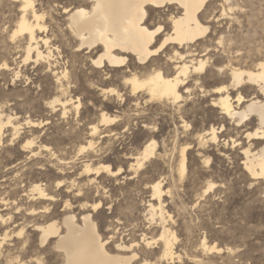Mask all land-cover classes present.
<instances>
[{
	"label": "rangeland",
	"instance_id": "rangeland-1",
	"mask_svg": "<svg viewBox=\"0 0 264 264\" xmlns=\"http://www.w3.org/2000/svg\"><path fill=\"white\" fill-rule=\"evenodd\" d=\"M46 1L35 0V5L47 10ZM231 1L234 4L233 15L224 17L219 23L214 22L216 29L212 30L215 34L210 42L211 61L220 59L225 62L230 56L246 58V56L264 55V0ZM215 8L217 12L221 10L219 3ZM17 10V3L14 0H0V112L3 115L14 116L19 122L28 118L35 121L48 119L51 123L39 133L40 137L36 142L44 140L40 138H48V141L44 142L51 143V147H55L58 142L56 138L63 135L67 127L60 126L63 121L59 116L60 110L54 115L46 107L47 101L56 96L54 78L50 72H47L45 65L23 61L25 39L20 36L11 39L10 34L18 17ZM59 17L62 19L61 14ZM53 18L60 22L56 15ZM158 19L152 16L151 20L155 24ZM47 24H50L55 34L58 33L55 22ZM217 35L225 40L222 46H216L214 38ZM229 47L232 48L230 51ZM3 63H6V68H3ZM81 66L76 63L71 68L81 88L78 89L79 91L76 89L72 96H81L83 99L79 114L75 115L73 110L69 113L73 133L77 136L65 141L67 153L72 157L73 162V168L69 169L74 172L71 175L75 179L73 187L57 188L56 181L65 179L64 176L55 166L51 167L45 162V159L43 165H39L33 158L27 156V152L21 150L24 138L11 141L7 136L0 145V214L4 218L8 216L13 218L7 230L24 227L21 235L10 233L0 246V264H38V260L40 264H62V254L54 251L52 246L54 239L40 246L38 232L33 225L51 219L60 220L64 211L74 213L78 222H81V215L91 211L89 205L97 201H101V206L95 212H91L102 238L108 239L107 248L111 251L109 252L115 253L118 243L136 244L130 248L132 251L126 252L128 255L137 253L136 259H133L135 262L132 260L134 263L131 264H141L144 261L148 264L158 263L162 242L156 239L161 233L162 223L158 214L151 219L148 213V204L157 203L151 199V184L155 181H160L162 188L166 189L162 198L166 216L164 225L174 232L176 236L174 251L179 255V258L173 262H163V264H264V184L249 179L240 165L242 157L239 148L228 145L225 147L223 140L225 136H220L218 147L217 144L210 143L206 150L198 147L196 138L197 133L211 125L216 127L218 124L224 125L223 129L226 128L224 133L237 134L240 138L243 136L241 132L243 129H235V125L232 126L227 119L222 121L219 111L209 105L210 98L203 97L198 92L182 103L183 107L178 111L175 108L160 107L155 103L133 106L128 100L129 92L123 85L119 72H111V80L103 83L101 87L109 86L116 89L123 96L124 102H120L114 96L109 102L104 101L105 106L99 110L97 107L101 98L98 97L97 91L88 90L89 80L95 82L98 77L104 76L101 73L93 74L87 66ZM212 86L214 85L209 82L206 88L210 89ZM102 109L109 114L119 115L121 120L114 128L116 135L95 137V149L90 153L92 157L77 155L79 142L85 143L84 138L90 124H99L98 116ZM183 121L189 126L183 127ZM255 121L256 119L253 118L252 125L256 123ZM99 127L103 129L102 126ZM24 129L21 130L23 136L28 134L29 128ZM150 138L157 142L155 154L144 161L141 168L131 167L134 162L132 158ZM186 143H190L192 147L187 153L186 172L181 176L180 147ZM207 157L210 159L209 163H205ZM88 161L92 168L109 164L111 169L121 167L122 172L118 175H110L100 169L99 175L86 176L81 173L83 166L80 165ZM25 169L31 172L24 171ZM32 180L43 183V186L45 185L44 187L49 188L55 195V201L43 203V205L50 204L48 213L41 214L42 203L29 195ZM43 180H46L47 184ZM209 182H215L216 188L205 195L203 189ZM16 204H20L19 209L16 208ZM29 207H36L35 213L26 210ZM6 226L0 222V235L5 231ZM142 235L147 239L155 240V243L150 247L145 246ZM203 240L207 245L216 244L221 250L219 252L203 250L200 246Z\"/></svg>",
	"mask_w": 264,
	"mask_h": 264
},
{
	"label": "bare ground",
	"instance_id": "bare-ground-1",
	"mask_svg": "<svg viewBox=\"0 0 264 264\" xmlns=\"http://www.w3.org/2000/svg\"><path fill=\"white\" fill-rule=\"evenodd\" d=\"M62 1L47 0L46 10L43 7H36L35 0H14L17 3L18 17L14 28L12 27L10 37L15 39L20 36L25 39L24 62L43 64V66H46L47 72L52 74L56 96L47 101L46 107L54 115L60 110L59 116L63 121L61 120L62 124L59 125H65L67 131L58 136L56 146L51 147V143H46L48 138H40L44 140L36 142V139L40 137L39 133L43 131L46 125L51 123L48 119L35 121L26 117L28 119L19 122L14 116L3 115L0 112V145L4 143V138L7 136L10 137L9 140L11 141L24 138L21 143V150L27 152V156L29 155L39 165H43L42 162L45 159V162L51 167L55 166L59 173L64 176L65 179L56 181L55 186L57 188H71L75 185V179L71 176L74 172L69 170L73 168L72 157L67 153L65 141L77 136L73 133V124L69 120L70 110L78 115L83 105L81 96H72V93L80 88L77 77L73 76L74 70L71 71V68L77 63L83 67L87 66L93 74L101 73L104 76L98 77L95 82L89 80L88 90L97 91L98 97L101 98V102L98 101L100 102L97 107L99 110L105 106L104 101L109 102L114 96L120 102L124 100L116 89L109 86L107 88L101 87L103 83L111 80V72H119L122 83L129 92L128 100L136 107L141 104L155 103L160 107L175 108L178 111L182 109V103L196 92L202 94L203 97L210 98L209 105L219 111L222 115V121L227 119L232 123V126L235 125V129H243L241 131L243 136L240 138L237 134L224 133L226 132V128L223 129L224 125L219 126L218 124V127L211 125L196 134L198 147L203 150L210 143L217 144L220 136H225V138L223 137L225 147L228 145L239 148L242 157L240 165L249 179L264 184V55L258 57L246 56V58L245 56H227L225 62L220 59L211 61L212 49L210 47L212 44L210 42L215 34L212 30L215 31L214 29H216L214 22L219 23L224 17L233 15L234 4L231 0ZM217 3L221 6L219 12L215 11L218 8V6L215 8ZM54 14L60 22L53 18ZM58 14H61L62 19ZM152 16L159 18L155 24L151 20ZM48 22H55L58 30L57 34L53 32L50 24H47ZM63 26L64 28H62ZM219 30L221 32V29ZM217 37L214 38L216 39V46H222L225 41L224 38ZM53 41L59 42V44ZM230 49L232 48L229 47V51ZM2 66L3 68L7 67L6 63H3ZM209 82L214 86L207 89L206 85ZM47 108L46 110H48ZM98 117L99 124L92 125L90 122L89 130L84 138L85 143L81 144L79 142L77 155L89 158L90 153L94 152L95 149V137L102 138L116 135L114 128L121 120L119 115L109 114L102 109ZM253 118L256 119V123L252 125ZM182 123L184 124L183 127L189 126L185 121ZM24 126L29 130L28 134L23 136L21 130L25 128ZM156 147V140L150 138L143 144L137 155L132 158L134 162L130 166L136 167V169L141 168L144 161L155 154ZM191 147L190 143L180 147L179 173L181 176L186 172L187 153ZM209 160L208 157L205 158V162L209 163ZM89 161L82 162L84 164L80 165L83 166L81 173L86 176H91L90 174L99 175L100 169L104 171L107 169L105 172L110 175H118L122 172L121 167L111 169L109 164L92 168ZM32 174L34 175V173ZM4 181L6 182V180ZM44 186L43 183L33 182L29 189V195L32 199H38L39 201H37L42 205L48 201H55V195L49 188ZM215 188V182H209L203 189V194L206 195ZM34 189L37 190L34 191ZM151 189V199L157 201V203L148 204V213L151 219L157 214L160 217V223H162L161 233L156 240H160L162 244L158 263L149 264L171 263L179 258V255L174 251L176 236L164 225L166 216L162 206V198L165 196L166 189L162 188L160 181L153 182ZM82 190L84 189L82 188ZM19 205L16 206L17 209H19ZM49 205L44 204L40 207L41 214L42 212L48 213ZM66 205H68V202H66ZM89 206L91 211L95 212L101 206V201L92 203ZM35 208L29 207L26 210L33 214ZM91 211L82 212L81 222H78L74 213H65L64 211L60 220L51 219L42 224L38 222L34 224V229L38 232L40 246L46 245L51 239H54L52 246L55 249L54 251L62 254V264H131L134 261L133 259H136L137 253L133 252L128 255L126 252L136 244L118 243L115 248L116 252L110 253L111 251L107 248L108 239L102 238ZM12 219L11 216L4 218L0 214L1 224L7 225L5 231L0 235V246L6 241L10 233H15L17 236L23 233V226H19L17 229H13V227L11 231L7 230ZM23 220L25 221V217ZM142 240L147 247L155 243V240L147 239L145 236ZM200 243L205 251L219 252L221 250L216 244L207 245L205 240ZM38 264H40V260H38ZM141 264H148V262L144 261Z\"/></svg>",
	"mask_w": 264,
	"mask_h": 264
},
{
	"label": "snow or ice",
	"instance_id": "snow-or-ice-1",
	"mask_svg": "<svg viewBox=\"0 0 264 264\" xmlns=\"http://www.w3.org/2000/svg\"><path fill=\"white\" fill-rule=\"evenodd\" d=\"M29 6H30V5H29ZM26 147H27V145H26ZM205 163H207V161H206ZM105 171H107V169H105ZM210 187H211V186H210ZM35 190H37V189H34V191H35Z\"/></svg>",
	"mask_w": 264,
	"mask_h": 264
}]
</instances>
